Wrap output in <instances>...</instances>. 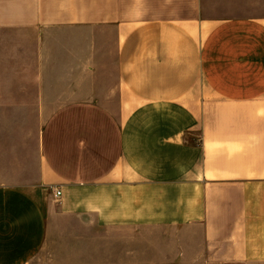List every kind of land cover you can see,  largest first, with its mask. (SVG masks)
I'll return each mask as SVG.
<instances>
[{"label": "crops", "instance_id": "0c3cea01", "mask_svg": "<svg viewBox=\"0 0 264 264\" xmlns=\"http://www.w3.org/2000/svg\"><path fill=\"white\" fill-rule=\"evenodd\" d=\"M63 222L264 264V0H0V264Z\"/></svg>", "mask_w": 264, "mask_h": 264}, {"label": "rangeland", "instance_id": "374dc122", "mask_svg": "<svg viewBox=\"0 0 264 264\" xmlns=\"http://www.w3.org/2000/svg\"><path fill=\"white\" fill-rule=\"evenodd\" d=\"M171 232L157 236L147 229L119 230L63 222L28 264H245L196 261V255L179 252Z\"/></svg>", "mask_w": 264, "mask_h": 264}, {"label": "built area", "instance_id": "2783aa9c", "mask_svg": "<svg viewBox=\"0 0 264 264\" xmlns=\"http://www.w3.org/2000/svg\"><path fill=\"white\" fill-rule=\"evenodd\" d=\"M55 191H56L55 196H56L57 198L60 197L61 194H62L61 190H55Z\"/></svg>", "mask_w": 264, "mask_h": 264}]
</instances>
